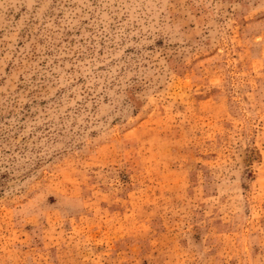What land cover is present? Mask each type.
Wrapping results in <instances>:
<instances>
[{"label":"rangeland","instance_id":"rangeland-1","mask_svg":"<svg viewBox=\"0 0 264 264\" xmlns=\"http://www.w3.org/2000/svg\"><path fill=\"white\" fill-rule=\"evenodd\" d=\"M0 264H264V0H0Z\"/></svg>","mask_w":264,"mask_h":264}]
</instances>
